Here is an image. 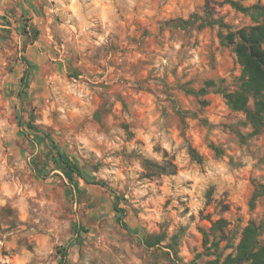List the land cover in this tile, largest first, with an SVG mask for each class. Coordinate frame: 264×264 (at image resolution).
Masks as SVG:
<instances>
[{"label":"clouds","instance_id":"obj_1","mask_svg":"<svg viewBox=\"0 0 264 264\" xmlns=\"http://www.w3.org/2000/svg\"><path fill=\"white\" fill-rule=\"evenodd\" d=\"M0 264H264V0H0Z\"/></svg>","mask_w":264,"mask_h":264}]
</instances>
